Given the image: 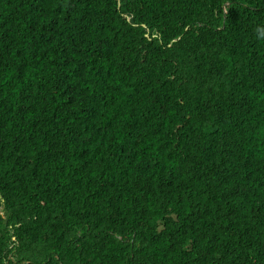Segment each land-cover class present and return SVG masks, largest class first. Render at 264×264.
I'll list each match as a JSON object with an SVG mask.
<instances>
[{
    "label": "trees",
    "instance_id": "16d2710c",
    "mask_svg": "<svg viewBox=\"0 0 264 264\" xmlns=\"http://www.w3.org/2000/svg\"><path fill=\"white\" fill-rule=\"evenodd\" d=\"M0 264H264V0H0Z\"/></svg>",
    "mask_w": 264,
    "mask_h": 264
},
{
    "label": "clouds",
    "instance_id": "9594fccd",
    "mask_svg": "<svg viewBox=\"0 0 264 264\" xmlns=\"http://www.w3.org/2000/svg\"><path fill=\"white\" fill-rule=\"evenodd\" d=\"M118 2L120 3V0H118Z\"/></svg>",
    "mask_w": 264,
    "mask_h": 264
}]
</instances>
